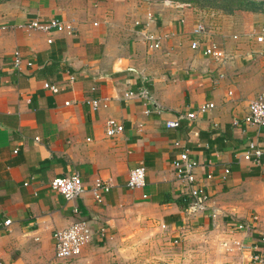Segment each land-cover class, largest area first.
<instances>
[{"label": "crops", "instance_id": "obj_1", "mask_svg": "<svg viewBox=\"0 0 264 264\" xmlns=\"http://www.w3.org/2000/svg\"><path fill=\"white\" fill-rule=\"evenodd\" d=\"M149 11L155 16L151 30L173 34L160 50L149 51L133 26ZM186 12L181 26L180 12L161 2L0 0V24L15 26L0 30V221L11 219L9 229L0 228V264H123L131 222L180 237L204 228L202 222L221 221L241 239L236 222L256 216L257 230L249 236L264 234V127L242 120L250 100L264 92V42L250 36L260 31L264 14L253 12L250 20L259 22L249 27L241 15L217 13L222 20L208 25L204 38L226 57L214 61L189 47L199 15ZM51 17L70 24L72 33L17 27ZM221 34L238 35L240 42L224 45ZM15 51L23 60L18 67ZM142 85L152 103L124 96ZM96 97L108 101L93 110L86 100ZM205 102L215 107L176 128L165 126ZM108 118L124 126L114 137L105 135ZM250 141L263 152L259 162L243 158ZM182 150L198 162L196 177L209 196L203 204L174 174L171 162ZM140 163L145 186L129 189L128 172ZM72 172L85 190L67 201L49 182ZM97 177L114 183L100 203L90 191ZM79 220L104 227L107 237H95L77 256L56 257L52 233ZM105 249L106 260L100 254ZM243 254V264H252Z\"/></svg>", "mask_w": 264, "mask_h": 264}, {"label": "built area", "instance_id": "obj_2", "mask_svg": "<svg viewBox=\"0 0 264 264\" xmlns=\"http://www.w3.org/2000/svg\"><path fill=\"white\" fill-rule=\"evenodd\" d=\"M148 3H158L161 2L165 5L172 6L176 8L180 14L178 17L179 24L185 26L187 19V10H198L189 1H173V0H145ZM155 20L153 12L149 11L146 13V18L144 20L135 19L133 26L135 27V33L140 36L145 47L149 51L160 50L164 43L168 42L173 34L166 30H151V25ZM15 27L14 25L0 24V30H7L9 28ZM17 27L32 30V31H42L46 33L51 32H65L71 34L73 27L67 24L62 19L57 17H51L48 19L33 18L23 22ZM209 33V27L202 18L198 17L193 23L190 34L192 35L189 41V47L202 55L212 58L214 61H223L226 57V53L221 46H219L215 41H209L205 37ZM250 36L254 38L256 42H264V24L257 32L255 29L252 30ZM233 39H238V35H232ZM51 42V39H48ZM22 58L19 52L15 51L13 54V64L18 67L22 63ZM27 65H31L30 61H26ZM73 79V77H71ZM49 89L52 92H57L58 88L55 85H51ZM126 97H137L143 100L144 103H152V96L149 93L146 85H142L137 90H128L125 92ZM108 101L107 97H96L89 98L86 100L87 104L93 109L97 110L101 106H105ZM67 103V102H66ZM215 104L213 102H205L199 104L195 109L179 113L176 118L167 120L165 126L168 128H176L180 126L183 119L194 120L198 115L204 114L207 111L213 109ZM144 112L147 114L150 112L149 108H146ZM243 122L256 125L257 127H264V92L258 94L255 98L250 100L248 105V112L242 118ZM233 125H238V118L232 120ZM124 129L123 124L114 119L108 118L105 122V135L107 137H114L121 133ZM262 150L254 141H250L246 147L243 154V158L246 160H251L254 162H259L262 155ZM174 174L179 181L184 182L188 185V190L190 196L195 199L197 204H203L208 201L209 196L205 191V185L199 182L196 177V167L198 162L189 157L187 150H182L179 152L176 158L171 162ZM230 169L224 168L223 175L229 174ZM208 178L212 177V174L207 175ZM114 186L113 180L110 177L95 178L90 191L92 198L95 202L100 203L103 200V195L111 190ZM126 186L129 189L142 188L145 186V167L143 164H138L133 167L128 172V177L126 180ZM49 187L61 194L65 200L71 201L74 198L81 195L84 190V184L81 176L77 172H72L70 174L55 176L49 182ZM76 211V208H74ZM257 217L241 220L236 222L235 227L237 230L244 233L243 240L236 242V247L238 250L243 252H248L249 261L252 264H262L264 262L263 257V246H264V234L259 233L257 237L249 236L257 230L256 228ZM11 225V219L7 218L0 221V228L7 230ZM102 239L107 237V230L104 227L93 228L86 221L79 220L73 222L70 226L64 229H56L52 233V239L54 244L55 256L58 258H70L77 256L81 253L84 246L90 243L94 238ZM226 245V244H225Z\"/></svg>", "mask_w": 264, "mask_h": 264}, {"label": "rangeland", "instance_id": "obj_3", "mask_svg": "<svg viewBox=\"0 0 264 264\" xmlns=\"http://www.w3.org/2000/svg\"><path fill=\"white\" fill-rule=\"evenodd\" d=\"M173 1L191 2L198 8L196 11L198 12V17L202 18L207 25L219 23L222 20L220 17H217V13L241 15L242 18H245L241 20L247 25L248 23L251 25V23L259 22L257 20H250L249 17L253 12L258 15L264 14V0H254L259 5L257 10L238 9L230 14L216 7L221 4L220 0L211 1L210 3L205 0ZM221 37L223 38L224 45L226 42L228 45H231L235 41L225 37L224 34H221ZM235 42L238 43L240 40L238 39ZM262 222L264 223V220H260L259 227L264 226ZM202 223H206L204 228L199 230L195 228L196 230H191V234L173 237L166 230L152 232L151 230H145L146 227L142 230V226H137L131 222L129 227L131 233L128 239L129 244L125 253L121 256L123 264H243L242 261L246 258H243V252L239 253L241 251H238L235 245L240 236H232L230 232L226 231L228 226L222 227L221 221L209 220ZM202 223L194 227H199ZM242 239L243 237L239 241ZM175 240L177 241L175 242ZM108 251V249L100 251L105 260L108 257ZM247 258L249 260V255Z\"/></svg>", "mask_w": 264, "mask_h": 264}, {"label": "trees", "instance_id": "obj_4", "mask_svg": "<svg viewBox=\"0 0 264 264\" xmlns=\"http://www.w3.org/2000/svg\"><path fill=\"white\" fill-rule=\"evenodd\" d=\"M208 3L211 1H217V0H205ZM221 4H219L218 7L225 13H233L235 10L238 9H247V10H257V7L259 5L254 0H220Z\"/></svg>", "mask_w": 264, "mask_h": 264}]
</instances>
